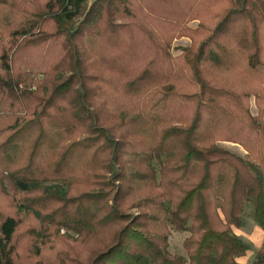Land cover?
Listing matches in <instances>:
<instances>
[{
	"label": "trees",
	"instance_id": "trees-1",
	"mask_svg": "<svg viewBox=\"0 0 264 264\" xmlns=\"http://www.w3.org/2000/svg\"><path fill=\"white\" fill-rule=\"evenodd\" d=\"M248 208L264 0H0V264H240Z\"/></svg>",
	"mask_w": 264,
	"mask_h": 264
},
{
	"label": "rangeland",
	"instance_id": "rangeland-1",
	"mask_svg": "<svg viewBox=\"0 0 264 264\" xmlns=\"http://www.w3.org/2000/svg\"><path fill=\"white\" fill-rule=\"evenodd\" d=\"M94 3V2H93ZM92 4V3H89ZM200 24L199 21L191 22L188 26L190 28L196 29ZM192 44L190 38H180L174 41L171 47V52L173 57L177 58L182 54V48L188 47ZM251 111L254 116H257L258 110L255 103V98L251 99ZM222 148L231 151L239 156H245L247 152L240 146L233 143H225L221 145ZM244 226L241 229H233V233L238 236L243 242L248 244L251 247V250L243 258H240L238 262L240 264H254V258L256 252H258L264 241V233L258 227V225L250 218L249 208L246 210L244 215ZM64 232V231H63ZM188 234L180 233L177 231L171 230L169 244L170 251L172 254L184 255L183 242L187 238Z\"/></svg>",
	"mask_w": 264,
	"mask_h": 264
},
{
	"label": "built area",
	"instance_id": "built-area-1",
	"mask_svg": "<svg viewBox=\"0 0 264 264\" xmlns=\"http://www.w3.org/2000/svg\"><path fill=\"white\" fill-rule=\"evenodd\" d=\"M89 1V3H93L94 1H96V0H88Z\"/></svg>",
	"mask_w": 264,
	"mask_h": 264
}]
</instances>
